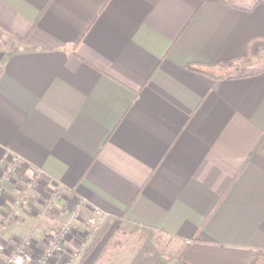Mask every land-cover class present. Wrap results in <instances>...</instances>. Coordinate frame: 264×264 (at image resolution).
I'll return each instance as SVG.
<instances>
[{
  "label": "crops",
  "instance_id": "obj_1",
  "mask_svg": "<svg viewBox=\"0 0 264 264\" xmlns=\"http://www.w3.org/2000/svg\"><path fill=\"white\" fill-rule=\"evenodd\" d=\"M258 56L264 0H0V221L32 170L41 187L0 241H40L85 199L114 233L80 264H157L121 253L127 226L182 264L262 262L264 67L223 72Z\"/></svg>",
  "mask_w": 264,
  "mask_h": 264
},
{
  "label": "rangeland",
  "instance_id": "obj_2",
  "mask_svg": "<svg viewBox=\"0 0 264 264\" xmlns=\"http://www.w3.org/2000/svg\"><path fill=\"white\" fill-rule=\"evenodd\" d=\"M264 67V60H261V57H254L253 60L249 61H243L241 63L231 65L227 69H225L224 73H232L237 74L241 76V74H248V73H254V71H257ZM20 160V159H19ZM19 163V162H18ZM17 164V163H16ZM32 177V176H31ZM34 178V177H33ZM33 178H30L29 182L26 183V187L23 189H20V193H18L17 199L14 201L16 203V208L14 210H10L9 212L5 213L3 215V218L0 221V227H6L10 226V224H13V222L18 219V211H19V205L21 202L27 200L26 192L32 190V192L36 193V191H40L41 187L40 180H34ZM11 178H9L8 175L5 176V180L9 181ZM30 184V186H29ZM61 185V183H58L56 185ZM55 185V186H56ZM54 186V188H55ZM40 188V189H39ZM63 188V186H62ZM44 189L45 194V200L48 203L47 205L41 207V210L38 211V214L40 216L45 215V217H48V219H56L57 216L60 215L61 209L63 207L58 208L56 204L57 201L61 200L63 196H58L56 199L52 198V188L51 189ZM33 193V194H34ZM42 193V192H41ZM33 194H31V198L34 199ZM64 194V193H63ZM17 202L19 203L17 205ZM83 202V204H82ZM52 205L54 207H52ZM78 208V218H75L73 214H75L76 209ZM94 209L99 210L100 209L91 206V204L85 200L81 199L80 202L76 203L74 207L68 209L69 218L66 221H61L57 225V227H54L53 229H45L43 228L44 232H42L39 236V240L37 241L34 239L33 235H20L19 236H13L10 239H8L6 242L0 241L1 244H3L5 248V256H0L2 260L0 259V264L2 261H5L8 256L13 253L14 249L19 248L20 246L24 245V243H28L29 245L25 247V250L27 252L33 253V256L35 258L40 257L44 254V251L46 249V246L48 245L49 239L51 237L57 236L59 232H61L64 228H70V234L75 232V234H71L72 238L71 240H67L65 237L63 238V249L65 254L64 255H58L55 256V258H52L48 264H67L70 262V259L72 257V251L71 248H75L77 251H79L80 255L76 257L74 262H71L72 264H80L83 260V255L86 252V248L95 240V234L98 230H100L102 224H104L107 219L108 215H106L104 212H102V215L106 218L104 222L99 224V226L91 227V225H88L87 218L94 216ZM48 214V215H46ZM50 215V216H49ZM36 226L33 224V228ZM124 226V225H123ZM126 227V225H125ZM12 228V227H11ZM113 230H115L113 228ZM118 231V230H117ZM116 231V232H117ZM82 235H79V233H82ZM119 232V231H118ZM114 231L109 233L106 237L104 236L101 239L103 243L107 242L108 236H112ZM121 234V237H118ZM118 236H114L117 241H119V246L123 247L122 254H126V256H147L154 255L158 258L157 264H182L181 260L178 259V254L181 252V244L174 239L169 240L163 235H157V234H150L147 231H141L138 229L126 227L124 228ZM121 244V245H120ZM85 246V249H81L80 246ZM73 246V247H72ZM95 249V248H94ZM153 257V256H152ZM258 258V257H257ZM152 259V258H151ZM149 263V262H148ZM154 264V263H153ZM255 264H264V260L262 262H259V258L257 259Z\"/></svg>",
  "mask_w": 264,
  "mask_h": 264
},
{
  "label": "built area",
  "instance_id": "obj_3",
  "mask_svg": "<svg viewBox=\"0 0 264 264\" xmlns=\"http://www.w3.org/2000/svg\"><path fill=\"white\" fill-rule=\"evenodd\" d=\"M20 160L18 157H15V158H12V163L13 164H16L18 163ZM52 198L56 199V197H60V196H63V193H64V188H62V186L59 184V185H56L55 188H52ZM19 203L17 202V205ZM83 204V202H82ZM78 208L76 209V212L74 215L75 218H78ZM94 216H92L91 218L88 217L87 218V223L88 225H91V227H95V226H99V224H101L102 222H104L106 220V218L102 215V212H100L99 210L97 209H94ZM71 234H75V232L71 233ZM70 234V228H64L61 232H59L57 234V236L55 237H51L48 242V245L46 246V249L44 251V254L41 255L40 257L38 258H35L33 256V253L31 252H27L25 250V247H27L29 244L26 242L24 243V245L20 246L19 248H16L14 249L13 253H11L10 256L7 257V259L5 261H2L1 264H10V261L15 257V256H31L32 258V264H42V260L43 258H45L47 256V253L48 252H51V255L50 257H47V264L48 262L52 259V258H55V256H58V255H64L65 252H64V249H63V246H62V243H63V238L65 237L67 240H71L70 238H72ZM82 233H79V235H82ZM73 247V246H72ZM81 249H85V246H80ZM71 251H72V257L70 259V262H68L67 264H72L71 262H74L76 259V257H78L80 255L79 251H77L75 248H71ZM0 256H5V248L3 246V244L0 243ZM2 260V258H0Z\"/></svg>",
  "mask_w": 264,
  "mask_h": 264
},
{
  "label": "trees",
  "instance_id": "obj_4",
  "mask_svg": "<svg viewBox=\"0 0 264 264\" xmlns=\"http://www.w3.org/2000/svg\"><path fill=\"white\" fill-rule=\"evenodd\" d=\"M188 69L190 70H194V71H196L197 73H200V74H205V75H207V76H209V77H214L213 76V74H211V73H209V72H207V71H205V70H200V69H198V67H195V66H193V65H190L189 67H188ZM34 176H36V174L34 173V171L32 170V177H34ZM110 226V224H109V222H108V220L104 223V224H102V226H101V228H100V230H98L97 232H96V234H95V240L86 248V252L84 253V255H83V259H84V257L85 256H87L89 253H91L92 251H94V248L96 247V245L101 241V239L103 238V235L108 231V227ZM117 233V232H116ZM119 233V232H118ZM116 235V234H115ZM114 235V236H115ZM183 253V250L181 251V253H180V258H181V254ZM256 261H257V258L256 257H252L251 259H249V261L246 263V264H255L256 263Z\"/></svg>",
  "mask_w": 264,
  "mask_h": 264
},
{
  "label": "clouds",
  "instance_id": "obj_5",
  "mask_svg": "<svg viewBox=\"0 0 264 264\" xmlns=\"http://www.w3.org/2000/svg\"><path fill=\"white\" fill-rule=\"evenodd\" d=\"M51 252L47 253V256L43 258L42 264H47V257H50ZM10 264H32L31 256H15L11 261Z\"/></svg>",
  "mask_w": 264,
  "mask_h": 264
}]
</instances>
